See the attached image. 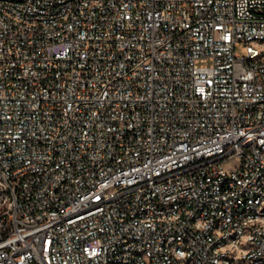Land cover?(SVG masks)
<instances>
[{"label": "built area", "instance_id": "built-area-1", "mask_svg": "<svg viewBox=\"0 0 264 264\" xmlns=\"http://www.w3.org/2000/svg\"><path fill=\"white\" fill-rule=\"evenodd\" d=\"M0 264H264V0H0Z\"/></svg>", "mask_w": 264, "mask_h": 264}, {"label": "rangeland", "instance_id": "rangeland-1", "mask_svg": "<svg viewBox=\"0 0 264 264\" xmlns=\"http://www.w3.org/2000/svg\"><path fill=\"white\" fill-rule=\"evenodd\" d=\"M238 159L237 158H232L230 161H228L225 164L226 169L231 170L234 169L237 166Z\"/></svg>", "mask_w": 264, "mask_h": 264}]
</instances>
